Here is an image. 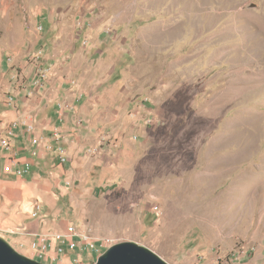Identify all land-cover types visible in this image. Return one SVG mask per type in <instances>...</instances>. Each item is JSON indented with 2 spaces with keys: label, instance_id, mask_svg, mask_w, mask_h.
I'll return each mask as SVG.
<instances>
[{
  "label": "rangeland",
  "instance_id": "374dc122",
  "mask_svg": "<svg viewBox=\"0 0 264 264\" xmlns=\"http://www.w3.org/2000/svg\"><path fill=\"white\" fill-rule=\"evenodd\" d=\"M17 43L3 63L49 110L26 116L69 156L33 170L38 232L264 264V0H0V46Z\"/></svg>",
  "mask_w": 264,
  "mask_h": 264
},
{
  "label": "crops",
  "instance_id": "0c3cea01",
  "mask_svg": "<svg viewBox=\"0 0 264 264\" xmlns=\"http://www.w3.org/2000/svg\"><path fill=\"white\" fill-rule=\"evenodd\" d=\"M7 46L8 48L5 45L4 47L0 46V139L5 136V131L11 122L17 119L24 122L27 119L26 114L30 112L36 119L39 115L46 116L47 111H49L47 104H41L42 100L34 102L36 98L31 101V98L28 99L23 95V85L26 83L22 81V76L14 73V69H11L10 63H3L4 57L7 60L10 55L19 58L20 55L17 50L19 44L17 43L16 46L15 44H9ZM46 94L49 96L50 93L47 92ZM9 96L14 98L12 105L7 104V97ZM46 100H50V98L47 97ZM35 132L37 133V129ZM28 135L24 134L21 130H17L9 140L12 150L16 153L20 163L27 161L31 164V172L24 178H15L3 172L7 152L0 148V237L5 240L7 237H11L17 242H20L23 237L10 234V232L19 227L24 226L30 231L38 232L34 221L28 220L33 208L32 201L42 195L33 184L36 181L31 179V175L34 169L37 170L40 167L39 163H41L43 154L53 153L55 162L59 168L68 165L67 163L61 166L57 163L54 150L47 148L50 144V139H46L47 146L45 144L40 146L36 157H30L29 149L33 136ZM25 240L28 241L29 239L25 237ZM23 251L30 254L26 247L23 248Z\"/></svg>",
  "mask_w": 264,
  "mask_h": 264
},
{
  "label": "built area",
  "instance_id": "2783aa9c",
  "mask_svg": "<svg viewBox=\"0 0 264 264\" xmlns=\"http://www.w3.org/2000/svg\"><path fill=\"white\" fill-rule=\"evenodd\" d=\"M39 78H44V75H37ZM38 84V83H37ZM34 83V85H37ZM14 98L7 97V104L12 105ZM62 107L59 106V111L57 113L59 120L63 117L61 110ZM80 125V122L77 123ZM21 130L32 137L31 147L29 149L30 157H36L37 152L42 144L47 146V141L42 136L36 134V127L32 121V117H27L24 122L17 119L11 122L6 131L5 136L0 139V147L7 152L5 158V163L3 166V172L6 175H11L15 178H24L28 176L31 172V164L27 161L20 163L16 153L13 152L10 145V138L13 137L14 132ZM61 131L54 130L50 139V144L47 146L50 150L53 149L56 155V161L59 165L64 166L68 163L69 158L67 150L64 146V137ZM70 185L69 182L66 183ZM43 212V207L40 202H35L34 207L30 213V219L36 220L40 219L41 213ZM10 234L18 235L23 237L19 242V247L21 249L28 248L31 258L38 261H43L45 264H82L84 263V258L86 254H91L92 256H99L108 248L117 244L113 238L100 237L94 238L89 232L79 227L70 225L66 231L63 232H33L27 227H19ZM25 237L29 240L26 241ZM243 250L239 252L234 251L231 256L235 257L237 260L240 256L244 255ZM73 255L74 258L70 260L68 257ZM88 257V256H87ZM240 257V258H241ZM93 259L92 257H88ZM239 258V259H240Z\"/></svg>",
  "mask_w": 264,
  "mask_h": 264
},
{
  "label": "water",
  "instance_id": "95a60500",
  "mask_svg": "<svg viewBox=\"0 0 264 264\" xmlns=\"http://www.w3.org/2000/svg\"><path fill=\"white\" fill-rule=\"evenodd\" d=\"M0 264H42L17 252L0 237ZM92 264H167L146 247L134 242H119L105 250Z\"/></svg>",
  "mask_w": 264,
  "mask_h": 264
}]
</instances>
